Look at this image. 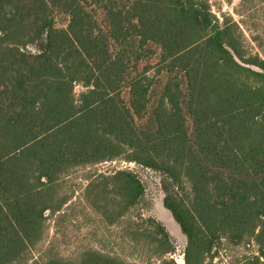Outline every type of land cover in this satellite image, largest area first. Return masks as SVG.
Returning <instances> with one entry per match:
<instances>
[{"label": "trees", "instance_id": "obj_1", "mask_svg": "<svg viewBox=\"0 0 264 264\" xmlns=\"http://www.w3.org/2000/svg\"><path fill=\"white\" fill-rule=\"evenodd\" d=\"M210 8L0 0V264L29 263L46 211L60 209L62 177L119 160L163 174L164 205L187 237L184 264H213L223 239L253 242L252 264H264V59ZM99 177L87 200L109 222L144 194L132 169ZM132 229L141 264H181L162 223ZM32 264L134 263L90 249Z\"/></svg>", "mask_w": 264, "mask_h": 264}, {"label": "rangeland", "instance_id": "obj_2", "mask_svg": "<svg viewBox=\"0 0 264 264\" xmlns=\"http://www.w3.org/2000/svg\"><path fill=\"white\" fill-rule=\"evenodd\" d=\"M207 1L212 13L220 22L232 19L238 23L247 53L259 55L264 59V0ZM56 20L57 26H66L67 15L61 13ZM83 89V86L78 84L75 91L79 93ZM122 161L125 160L79 166L59 180L55 199L60 209L46 211L43 238L29 250L28 264L34 261L44 263L51 257L78 260L90 249L141 264L139 259L143 255L138 248L131 245L130 230L138 225L145 227L149 218H154L165 226L175 245L173 256L177 262L184 264L187 237L170 209L164 205L163 174L138 163L125 166ZM128 167L141 179L144 194L127 214L115 222H109L104 214L87 200L88 195L94 196L93 189L87 185L93 180L99 181L101 173L109 174L113 169H129ZM105 195L101 194L95 199L104 203L107 201ZM219 249L213 264H252L256 245L253 242L235 245L223 239ZM158 262L153 259L154 264Z\"/></svg>", "mask_w": 264, "mask_h": 264}, {"label": "built area", "instance_id": "obj_3", "mask_svg": "<svg viewBox=\"0 0 264 264\" xmlns=\"http://www.w3.org/2000/svg\"><path fill=\"white\" fill-rule=\"evenodd\" d=\"M121 161V160H120ZM122 163H123V165H125V166H128V165H133V164H135L136 162H134V161H122ZM129 168V167H128ZM129 169H131V168H129Z\"/></svg>", "mask_w": 264, "mask_h": 264}]
</instances>
